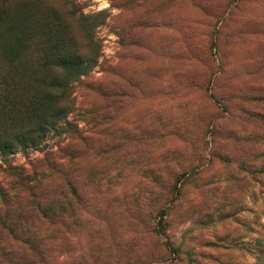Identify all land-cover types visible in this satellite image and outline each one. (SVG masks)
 Segmentation results:
<instances>
[{"label": "rangeland", "instance_id": "374dc122", "mask_svg": "<svg viewBox=\"0 0 264 264\" xmlns=\"http://www.w3.org/2000/svg\"><path fill=\"white\" fill-rule=\"evenodd\" d=\"M0 9V76L30 92L55 29L61 54L93 24L98 45L56 128L0 159V264H264V0Z\"/></svg>", "mask_w": 264, "mask_h": 264}, {"label": "trees", "instance_id": "16d2710c", "mask_svg": "<svg viewBox=\"0 0 264 264\" xmlns=\"http://www.w3.org/2000/svg\"><path fill=\"white\" fill-rule=\"evenodd\" d=\"M5 10V9H4ZM4 10L0 9V25L3 22ZM93 25L87 28V36L95 49L80 58L77 54H61L63 38L55 29L54 44L47 49L45 65H52L59 70V75L47 78L40 90L30 92L26 85L11 75V69L0 76V159L21 149L40 146L48 132L55 129L64 115L63 102L68 97L71 83L79 76L87 74L98 59V45L92 35ZM8 30L11 28L8 26ZM20 38L11 43L6 52L8 64L19 57L16 46ZM48 53H53L50 56ZM52 56V57H51ZM264 257V253H262ZM261 256V255H260Z\"/></svg>", "mask_w": 264, "mask_h": 264}]
</instances>
